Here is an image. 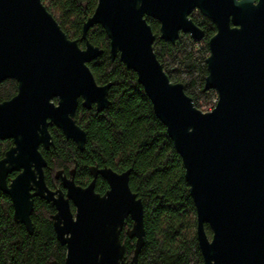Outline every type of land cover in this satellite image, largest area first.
<instances>
[{"label":"water","instance_id":"1","mask_svg":"<svg viewBox=\"0 0 264 264\" xmlns=\"http://www.w3.org/2000/svg\"><path fill=\"white\" fill-rule=\"evenodd\" d=\"M195 10L217 28L204 89L215 90L218 100L208 112L196 107L182 83L170 80L146 20L159 22L166 42L175 43L181 33L201 42L204 32L191 18ZM95 25L110 39L112 60L118 56L137 74L182 159L204 264H264V0H98L83 25L84 47L42 0H0V83H18L17 95L0 102V140L14 141L0 159V190L11 198L15 220L33 234L35 198H41L56 209L64 264H139L144 204L130 187L131 170L93 166L86 187L76 184L73 170L70 178L62 176L64 191H54L39 150L53 145L48 126L55 124L83 151L87 134L75 119L80 99L98 113L111 105L112 83L98 84L88 66L104 52L88 40ZM99 176L109 185L103 195L96 192ZM128 218L133 225L127 233L136 239L131 259L121 241Z\"/></svg>","mask_w":264,"mask_h":264},{"label":"trees","instance_id":"2","mask_svg":"<svg viewBox=\"0 0 264 264\" xmlns=\"http://www.w3.org/2000/svg\"><path fill=\"white\" fill-rule=\"evenodd\" d=\"M62 29L81 47L83 25L90 18L98 0H42ZM202 28L205 37L196 42L188 34H181L175 43L160 37V24L146 16L156 36L154 50L170 80L182 83L196 107L202 111L215 107L218 94L205 91L208 75L206 58L210 54L209 40L215 34V25L198 10L191 15ZM88 40L101 48L103 54L88 64L100 85L112 83L109 92L111 105L102 112L87 109L80 100L76 113L78 125L85 130L87 142L83 151L66 139L62 130L51 132L55 148L42 153L48 162L46 181L51 189L62 187L57 172L69 175L76 172L75 181L84 187L93 180L91 167L112 168L116 172L131 170L130 187L144 204L145 244L139 264H204L197 240V215L190 187L185 177L183 162L175 150L165 125L156 116L152 103L138 82L137 74L119 57L110 56V39L101 25L88 32ZM199 45L200 47L196 46ZM18 83L8 79L0 83V102L12 98ZM12 141L0 142V156ZM108 183L101 177L96 192L103 195ZM55 207L42 199L35 200L32 222L34 233L14 218L13 203L0 190V264H64L67 249L57 240L53 216ZM131 218L126 220L121 234L125 255L131 259L135 238L128 235ZM207 234L211 231L206 225Z\"/></svg>","mask_w":264,"mask_h":264},{"label":"flooded vegetation","instance_id":"3","mask_svg":"<svg viewBox=\"0 0 264 264\" xmlns=\"http://www.w3.org/2000/svg\"><path fill=\"white\" fill-rule=\"evenodd\" d=\"M256 1H258V0H256ZM195 11H198V10H195ZM194 11V12H195ZM193 12V13H194ZM192 13V14H193ZM192 18V17H191ZM207 18V17H206ZM209 19V18H208ZM210 20V19H209ZM210 21H212V20H210ZM212 23H213V21H212ZM214 24V23H213ZM215 25V24H214ZM199 27V26H198ZM202 29V28H201ZM215 34H216V32H217V28H216V25H215ZM203 30V29H202ZM203 32H204V30H203ZM182 34V33H181ZM180 34V35H181ZM183 34H185V33H183ZM214 34V35H215ZM189 35V34H188ZM213 35V36H214ZM212 36V37H213ZM204 37H205V32H204ZM204 39V38H203ZM16 81V80H15ZM17 82V81H16ZM17 93H18V91H17ZM17 93L14 95V96H16L17 95ZM13 96V97H14ZM12 97V98H13ZM12 98H10V99H12ZM10 99H8V100H10ZM8 100H6V101H8ZM81 100V99H80ZM4 102V101H3ZM82 102V101H81ZM54 103L55 104H57V100H55L54 101ZM79 104H80V101H79ZM79 107V106H78ZM95 108V107H94ZM78 109V108H77ZM76 113H77V111H76ZM75 119H76V115H75ZM77 122V121H76ZM78 124V123H77ZM54 127H56V128H58L55 124H52V125H49L48 126V131H49V133H50V135H51V137H52V139H51V141H53V145H50V148H47L46 146H45V144H42L41 146H40V148H39V150H40V152L42 153V150L43 149H45L46 151H49L51 148H55V141H54V138H53V136H52V132H51V130L54 128ZM59 129V128H58ZM61 130V129H60ZM63 132V131H62ZM12 141V143H11V145H10V147L5 151V153L14 145V141L13 140H11V139H7V140H0V142H4V141ZM5 153H4V155H2V156H0V159H2V158H4V156H5ZM42 155H43V153H42ZM44 156V155H43ZM45 158V157H44ZM47 161V160H46ZM48 163V162H47ZM48 168V166L44 169V175L46 176V169ZM74 170V169H73ZM75 171V170H74ZM61 172V175H59L58 176V173L59 172H57V174H56V178L58 179V180H60L61 181V185H62V187L61 188H59V189H61V190H63L64 191V189H63V182H62V176H67L68 178H70L71 177V172H70V174L69 175H67V174H65L63 171H60ZM18 175V172H14V173H12L11 175H9V178H8V183L10 184V182H11V180L13 179V178H15L16 176ZM75 176H76V172H75ZM99 177H101V176H99ZM98 177V178H99ZM102 178V177H101ZM45 180H46V177H45ZM76 180V179H75ZM98 180V179H97ZM76 182V181H75ZM107 182V181H106ZM46 183H47V181H46ZM77 184V183H76ZM78 185V184H77ZM47 186H48V184H47ZM80 186V185H79ZM88 186V185H87ZM49 187V186H48ZM84 187H86V186H84ZM50 188V187H49ZM51 189V188H50ZM109 189V188H108ZM51 190H54V191H56V190H58V188L57 189H51ZM38 197H36L35 198V200L37 199ZM11 199V198H10ZM39 199H41V198H39ZM72 209H73V211H75V208L72 206ZM15 218V217H14ZM136 240V239H135Z\"/></svg>","mask_w":264,"mask_h":264},{"label":"rangeland","instance_id":"4","mask_svg":"<svg viewBox=\"0 0 264 264\" xmlns=\"http://www.w3.org/2000/svg\"><path fill=\"white\" fill-rule=\"evenodd\" d=\"M197 47H200V46H199V45H197V46H196V49H197ZM216 102H217V101H216ZM208 109H209L208 111H210V110H212V109H213V107H211V108H208ZM204 111H205V112H207V110H205V109H204ZM209 229H210V228H209ZM210 231H211V229H210ZM209 237H210V238L212 237V231H211V235H210Z\"/></svg>","mask_w":264,"mask_h":264},{"label":"bare ground","instance_id":"5","mask_svg":"<svg viewBox=\"0 0 264 264\" xmlns=\"http://www.w3.org/2000/svg\"><path fill=\"white\" fill-rule=\"evenodd\" d=\"M216 105V104H215ZM213 110V109H212ZM211 111V110H210ZM205 112V111H204ZM208 112V111H207Z\"/></svg>","mask_w":264,"mask_h":264}]
</instances>
